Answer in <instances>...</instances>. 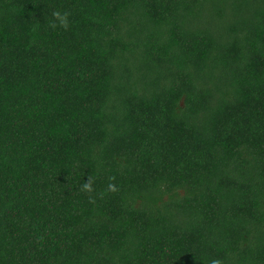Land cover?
<instances>
[{
	"label": "trees",
	"instance_id": "trees-1",
	"mask_svg": "<svg viewBox=\"0 0 264 264\" xmlns=\"http://www.w3.org/2000/svg\"><path fill=\"white\" fill-rule=\"evenodd\" d=\"M213 258L264 264V0H0V264Z\"/></svg>",
	"mask_w": 264,
	"mask_h": 264
},
{
	"label": "clouds",
	"instance_id": "clouds-1",
	"mask_svg": "<svg viewBox=\"0 0 264 264\" xmlns=\"http://www.w3.org/2000/svg\"><path fill=\"white\" fill-rule=\"evenodd\" d=\"M52 21L49 24V27L53 30H55L57 27H62L65 30H68L70 27V16H71V12L69 11H60V10H55L52 12ZM112 180H114L115 178H111ZM93 178L91 176L88 177L87 182H84L81 186V191L85 192V193H93L94 192V188H93ZM119 189L118 187L113 184V183H109L108 185V191H111L113 193L117 192ZM101 198H102V194H101ZM90 202L94 203L95 200L92 196H90ZM209 264H224V260L219 259V258H213L210 260Z\"/></svg>",
	"mask_w": 264,
	"mask_h": 264
}]
</instances>
